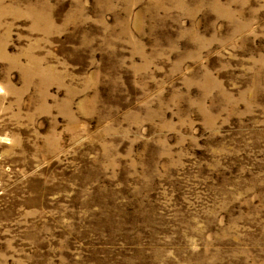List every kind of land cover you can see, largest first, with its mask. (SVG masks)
Returning <instances> with one entry per match:
<instances>
[{"label":"rangeland","instance_id":"obj_1","mask_svg":"<svg viewBox=\"0 0 264 264\" xmlns=\"http://www.w3.org/2000/svg\"><path fill=\"white\" fill-rule=\"evenodd\" d=\"M0 264H264V0H0Z\"/></svg>","mask_w":264,"mask_h":264}]
</instances>
